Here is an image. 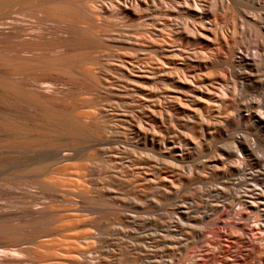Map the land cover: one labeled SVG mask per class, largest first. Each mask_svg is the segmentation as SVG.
Listing matches in <instances>:
<instances>
[{
    "label": "bare ground",
    "instance_id": "bare-ground-1",
    "mask_svg": "<svg viewBox=\"0 0 264 264\" xmlns=\"http://www.w3.org/2000/svg\"><path fill=\"white\" fill-rule=\"evenodd\" d=\"M223 1H225V3H227V1L233 2V0ZM240 1L255 6L257 10V12H255V10L252 12L240 10L238 14L240 20L242 19L245 21L251 30L252 37L248 39L237 37L238 27L235 23V20H237L236 14V18H234L233 14H230L231 12L228 13L227 16L224 15L223 21L218 24V20L222 18L220 14L222 11L219 3L215 0H0V148L8 149L18 154L30 147V145H25V143L28 142L33 145L53 147L59 161L73 160V158H76L83 162L84 170L90 173L91 168L89 163L95 156L89 151H86V148L98 147V145L101 144L105 146L107 142L112 143L114 138L113 134H115L117 138H122L121 141H123V139L126 142L127 140L130 141L129 139H138L142 141L143 144L147 143L146 145L149 144L152 148L155 147V149L161 147L162 143L165 144V146L168 144L171 146L179 139V137L178 139L175 138L171 124L175 122L184 128H192V125H195L190 121V118L189 120H183L182 117L179 116L180 114H187V116L192 118L211 117L212 115L210 116V114H212L214 110V105L212 104L214 103L211 104L210 102L214 101L213 99H215L216 93L217 96L218 93L220 94L219 97H216V102L220 100L219 102L223 104V107H221V104L219 106V108H222L220 114L222 111L225 113V110H232L236 112L237 117L253 120V122L257 124H255L256 126L264 128V0H239V2ZM240 3L241 5L244 4L242 2ZM237 4L238 2L236 6ZM253 6L252 8H254ZM247 7L251 8L249 6ZM233 11L234 10H232V12ZM225 13L226 12H224V14ZM196 43L198 45L201 44V48H204V51L198 48L200 45L197 47ZM214 44L215 48L213 47ZM179 61L181 63H178ZM200 65L203 67L196 68ZM218 74L219 77L217 76ZM219 81L224 84L229 82L232 86L223 87L222 91H219L216 88L217 86L219 87V85H217ZM236 96L244 98L242 103L246 100L245 105L239 104V101V103L235 104ZM215 108L217 109V107ZM217 114L219 115V113ZM224 115L227 119L226 113ZM223 117L224 116H222V119ZM230 117L229 120H231ZM237 117L235 118L236 120L238 119ZM199 120L202 121L201 119ZM220 120L219 122L222 121ZM194 121L200 124V121L197 122V119ZM196 125L194 127H196ZM222 126L219 125V128ZM210 127L212 128V126ZM219 128L217 129L219 130ZM196 129L194 131H196ZM217 129H215V131ZM227 129L231 130L232 128L227 127ZM239 129H237V131ZM248 131L250 130L248 129ZM210 132H206L207 135ZM238 132H240V130ZM185 135L186 134H184V136ZM187 135L190 136L189 133ZM195 135L192 134L193 137H195ZM201 135H204L203 132ZM201 135L199 134V136ZM255 135L256 133L250 140L247 138L249 141L245 139L247 141L246 144L241 143L243 158L237 159L236 157L235 160L230 159L232 161H228L229 163H225L227 161L223 159V165H219L225 169L223 172L224 175L220 177L222 178V183H220L219 180V183L222 185L220 187L210 186L206 192L210 194V197L211 195L221 197L222 201L218 202H222L223 208L218 209V207H216L214 212L219 213H216L214 216L210 214L207 215V213L203 211V214L197 217L199 220L202 217L200 221L198 220L199 223H202L192 232L193 236L190 238L192 240L188 243L190 244L189 246H192L190 248L188 247V249L185 248L183 252L180 251L182 253L179 255H165L160 249H155V240L152 239L154 240L153 243L155 248L150 250L147 249L145 252L142 250L144 252L142 256L145 259L142 261H145L144 264H262L264 262V251L262 253L260 251L261 249L257 250L259 248L255 246L256 242H253L254 239L248 233L246 227V224L251 220V222L259 225V229H261L264 234V149L262 156L254 154V150L256 149L254 148L256 145ZM211 136L209 135V137ZM262 138L260 140H262ZM188 139L187 141H189ZM238 139H240V136ZM238 139L236 141L240 143ZM199 140L200 138L198 141ZM242 140L240 139V141ZM117 141L116 143L118 144ZM132 142H134V140L127 144L130 145ZM257 142L259 143V141ZM178 144L176 143V145ZM235 144L234 142V145ZM123 146L125 147L126 145ZM141 146L143 147V145ZM187 148H184V150ZM199 148L201 149V147ZM91 149L93 150V148ZM174 149L175 148H173V150ZM157 150L160 151V148ZM152 151L154 150L152 149ZM152 151L150 149V152ZM146 152L148 154L149 151L147 150ZM210 152L212 153L213 151ZM172 153L170 155H172ZM240 153L242 154V152ZM178 154L181 155L182 153L180 152ZM124 155L128 156L126 154ZM162 157V159H164L163 155ZM174 157L176 158L175 154ZM115 158L116 156H114L112 160ZM208 158L210 159V157ZM166 160L168 159L166 158ZM160 161L163 162V160ZM155 162H157L156 159ZM200 162L202 163V161ZM200 162L199 165L201 164ZM122 163L123 162H121V164ZM136 163H138L137 160ZM149 164L151 163L149 162ZM120 167L122 168V166ZM200 168L201 166L197 167L198 170ZM149 169L151 170V168ZM145 170L146 169L143 170L142 168L135 169V172L134 170L133 172L128 170L126 177L122 176L121 179L123 183L130 185L132 189L140 191L139 188L143 186L145 190L144 185H149V183L152 182V179ZM161 171L163 172V170ZM214 171L216 172V170ZM148 172L152 173V170ZM164 173L165 171L163 174ZM118 174L119 172H117V175ZM165 174V177L168 176ZM154 176L152 178H154ZM156 176L162 181L158 174H156ZM169 176L171 175L169 174ZM217 177L219 178V176ZM200 178L198 176L197 179L199 180L195 179L196 182H201L203 180V178L201 180ZM174 179L175 178H173V180ZM118 180L117 182H119ZM189 180H187V183ZM165 181L162 182L164 185L170 182L165 183ZM191 182H193V179ZM191 182L188 184H191ZM150 186L151 187L148 186V188L152 189L153 185L150 184ZM155 186H157V184ZM184 187L186 188V186ZM128 188L126 186V189L130 192L132 189L129 191L130 188ZM160 189L158 194L160 193ZM142 191H140V193ZM78 192L79 195H77L82 198V201L80 200L81 203L84 200L91 202L94 200L98 201L99 199H95V195H91L93 192L91 194L89 191L85 192V190H79ZM109 192H107L109 194L107 195L108 197L111 193ZM177 192H179V190ZM181 192L183 193V190H181ZM135 193H137V191ZM163 193L166 194L165 190L162 194ZM94 194L96 193L94 192ZM132 194L134 193H131L130 196ZM141 194L143 195L142 200H144L145 194ZM134 195L136 196V194ZM134 195H132V197ZM176 195L177 194H175V196ZM178 196L180 197L179 194ZM195 196H197V194ZM170 197L171 196H169V198ZM173 199L175 198H172V200ZM177 199L178 197L176 200ZM211 199L213 198L211 197ZM207 201L206 203L208 204ZM211 202L213 201L211 200ZM88 204H85V206H88ZM100 204L96 203L95 205L98 206ZM108 204H106L107 208L109 206ZM234 204H238L240 209L234 210ZM156 205L157 204H155V206ZM173 205L175 204L173 203ZM177 205L174 207L177 208ZM89 206H91V204ZM124 206L127 210L128 206L127 208L126 205ZM116 207L117 206H115V208ZM120 209L117 208V210ZM190 209L187 210L189 211ZM149 210H151L150 207ZM205 211L207 212L206 209ZM32 212H34V210ZM42 212L37 211L35 214L37 217H42ZM135 212L140 211L135 210ZM46 213H48V211ZM186 213L180 215L184 217L187 215ZM11 217L12 215L10 213L1 211L0 224H7L12 220ZM37 217L35 218L38 219ZM188 217L190 216L188 215ZM191 219L194 220L193 218ZM43 220L46 221V219ZM189 221L190 220H187L186 222ZM205 221L207 223H205ZM183 222L186 224L185 221ZM38 223H40V220ZM184 225L176 226L179 231V233L176 234L182 233V235H184V230H186ZM9 226L7 224V227ZM157 227L158 226H155L156 230H159L160 228L157 229ZM220 227H222V230H219ZM150 230H152V228H150ZM48 231L52 230L48 229ZM141 231L143 232V230ZM161 231L159 233L162 235ZM187 233L185 235H187ZM208 233H211V235ZM157 234L156 232L154 235L158 236L159 234ZM189 234L187 236H189ZM160 236H158V238H160ZM167 236L166 232V237ZM88 237H90V235ZM124 237H127V235ZM263 238L264 236L257 237L256 235L254 241L259 242L260 240L261 242ZM149 239L150 238H148V240ZM141 240H143V238ZM161 240L159 239V241ZM176 240L177 238L174 241ZM185 240L188 239L186 238ZM143 241L142 244L144 243ZM176 243L177 247L180 246L178 242ZM136 244H138V241ZM159 244L161 245V242H159ZM123 245L125 244H122V246ZM168 245L171 246V244ZM174 245L176 246L175 243ZM185 245L187 246V244ZM254 246L257 247V249H255ZM126 247H122L121 250L119 249L120 252L122 249H127ZM134 249L135 248L132 250ZM83 251H85V249ZM118 251L116 252L118 253ZM176 251L179 252L178 250ZM78 252H80V246L72 251V253L67 256L68 258H65L67 260L66 262H68V264H95L91 259L84 257L83 254V256L78 255ZM112 252V249L107 246L106 250H98V257L104 262L108 256L114 255ZM125 252V254L129 253V251ZM13 255V252L7 251H2L0 253V257ZM139 256L136 255L135 257Z\"/></svg>",
    "mask_w": 264,
    "mask_h": 264
},
{
    "label": "rangeland",
    "instance_id": "rangeland-1",
    "mask_svg": "<svg viewBox=\"0 0 264 264\" xmlns=\"http://www.w3.org/2000/svg\"><path fill=\"white\" fill-rule=\"evenodd\" d=\"M215 1H217L219 3L221 11H222V12H220L222 18L220 20H218V24L223 21L224 15L227 16V14L231 12L230 14L231 15L233 14L234 18H236L235 14L237 16V18H236L237 20H235V23L237 24V27H238L237 37H239L241 39H248L249 37H252V33H251L250 28L248 27V25L246 24L245 21H243L242 19L240 20V17L238 14H239L240 10L247 11V12H252L253 10H255V12H257L255 6L252 5L254 7V8H252L251 5H249L243 1H240V2L244 3L242 5L246 6V7H244L241 5L239 0L238 1L233 0V2L227 1V3H225V1H223V0H215ZM236 1L238 2L237 6H236V3H237ZM247 6H249L251 8H248ZM232 7L233 8L236 7L235 8L236 10L233 9ZM241 7H242V9H241ZM232 10H234L235 12L234 11L232 12ZM224 12H226V13L224 14ZM237 21H238V23H237ZM243 28H244V30H243ZM196 45H197V47L200 45L198 48H200L202 51H204V48H201V44L198 45L196 43ZM213 47L215 48V44L213 45ZM178 63H181V62L179 61ZM202 67L203 66L200 65V66H197L196 68H202ZM217 76L219 77V74ZM218 77H216V78H218ZM217 85H219V87ZM217 85H216L217 86L216 88L219 91L220 90L222 91L223 87L226 88V87L232 86V84L229 82L224 84V83H221V81H219V83H217ZM219 96H220V94L218 93V96H217V93H216L215 99H213L214 101L212 100L213 102H210L211 104L214 103V104H212V105H214L213 106L214 108L212 107L214 109V110L212 109L213 113L211 112L212 114H210V116L212 115L213 117L211 116L208 118H206V117L192 118V117L187 116V114H182L184 117L181 114L179 115L180 117H182L183 120H189V118H190V121L193 122V124H195V125L197 123L194 120L197 119V122H199L200 121L199 119H201L202 121H200V124H202V125H200L198 123L196 125V127H194L195 125L194 126L192 125V128H190V127L184 128L175 122L171 124V128L173 129L175 138L178 139V137H179V139H181V140H179V139L176 140L177 142L175 141V143L171 146L173 147L174 145H176V143L178 144L180 141L182 142V144L180 142L178 145L173 147V148H175L174 149L175 151L173 150V148L171 146H169L170 144L165 146V144L162 143L161 147H159L160 148V151H159V150H157L159 148H156V149H155V147L152 148L149 144L148 145H146L147 143L143 144V142L138 140V139H129L130 141L127 140V142L123 139V141H121L122 138H117L115 134H113V136H114V138L116 137L118 139V141L116 138L115 139L113 138L112 143H109V142H107L109 144L105 143L108 146H106V145L102 146L103 144L98 145L100 150L98 147H90V149L86 148V151H89L90 153H92L96 157V158L94 157V159L89 163V166L91 168L92 173L86 172L83 168V162L79 161L76 158L75 159L73 158V160L69 159L67 161L66 160L59 161L56 157L55 149L53 147L38 146V145L29 144V142H28V143H25V145L26 146L30 145V147H28L27 149H24L22 151V153H18V154L16 152H13V151L11 152L8 149L0 148V212L6 211L7 213H10L12 215V217L13 216L15 217V218L13 217L14 219L11 217L12 220L7 223L8 226L10 225L9 227H11L12 230H11V228L7 227V224H3V225L0 224V253L2 251H7V252H13V254H14L13 256L0 257V264H68V262H66L67 260L65 258H68L67 256L70 255L72 253V251L77 249L78 246H80V252H78V255H80V256L84 255V257H86L87 259H91L95 264H144L145 261L142 262L144 259L142 256L144 255V252L147 249L150 250V249H154L156 247L155 249H157V248L160 249L161 251L164 252L163 254H165V255L166 254L167 255H169V254H172V255L178 254L179 255L183 252V250L185 248L186 249H188V247L190 248L192 245L189 246L190 244H188V243H190L192 240V239H190V238H192L191 236H193L192 232L195 231V229L199 227L200 223H202V222L199 223V221L202 219V217L200 220L197 219V217L201 216V214H203V211L205 213H207V215L210 214L211 216H214V215H216V213H219V212H214L216 207H218V209L223 208L222 204H221L222 202H218V201H222L221 197L211 195V197L213 199L214 198L216 199V200L215 199L213 200V199H211L210 194H208L206 192L208 187H210V186L220 187L222 185V184H220V183H222L221 182L222 178H220V177L222 175H224L223 172L225 169H224V167L222 168L219 165L220 164L223 165L224 160L227 161L225 163H229L230 161L235 160L236 157H237V159L243 158V151L241 150V143L246 144L247 141L245 139L248 138L250 140L251 138H253V135L255 133H256V135L254 136V138L256 139L255 140L256 145L254 148H256L255 149L256 152L254 150V154H256V155L258 154L259 156L260 155L262 156L263 149H264V147H263L264 146V143H263L264 142V136H263L264 135V132H263L264 128L256 126L257 124L255 122H253V120H250V119L247 120L245 118L237 117L236 112H233L232 110L226 111L224 109L225 110L224 112L226 113V116H227V119H226V117L224 115L225 113H223V111L220 114V111L222 110L221 107H223L222 102H219L220 100H218V102H216L217 101L216 97H219ZM239 99H241L242 101ZM243 99L244 98H242V97L236 96L235 104L240 102L239 104L245 105L246 100H244L245 102L242 103ZM216 103H219V104H216ZM220 104L222 106L219 108ZM215 107H217V109ZM230 111L233 113H231ZM217 113H219V115ZM233 114H235V115H233ZM229 115L231 117H233V116L234 117L231 118ZM219 116H221V117H219ZM222 116H224L223 119H222ZM229 117L231 120H229ZM236 117L238 118L237 119L238 121L235 119ZM211 118H213V119H211ZM232 119H233V121H232ZM203 120H205V121H203ZM219 120L221 122H219ZM209 121L211 122V124ZM223 121L224 122L226 121L225 124ZM231 121L233 122V124ZM239 121L241 122V124ZM212 122H213V125H212ZM217 123L218 124L221 123L223 126L221 124H219L220 126H222L221 128H219V125ZM216 124H217V126H216ZM235 124H236V126H235ZM225 125L228 128H232V129L231 130L227 129V127ZM239 125H240V127H239ZM243 125H244V127H243ZM210 126H212V128ZM230 126H232V127H230ZM179 127H181V128H179ZM234 127H237V128H234ZM238 127L239 128L243 127L244 129L242 128L243 129L242 130V129H239ZM217 128H219V130ZM195 129H196V131H194ZM215 129H217V130L215 131ZM237 129H239L240 132H238L239 130L237 131ZM248 129L250 131H248ZM251 129H252V131H251ZM260 129H262V130H260ZM208 130H210V131L213 130V131L210 132ZM190 131H191V133H190ZM193 131H194V133H193ZM218 131L220 134L218 133ZM186 132H188L190 136H188L187 135L188 133H186ZM202 132L204 135H201ZM206 132H210L212 134L209 133L207 135ZM258 133H260V134H258ZM184 134H186V135L184 136ZM192 134H194V135L196 134L195 137H193ZM199 134L201 136H199ZM209 135L210 136L213 135V136H211L212 138L209 137ZM260 135H262V136H260ZM239 136H240L241 140L243 139L242 141H240V139H238ZM185 138H186V140H185ZM188 138H191V139H188ZM199 138H200V140H199L200 142L198 141ZM236 138L239 140L240 143H238V141H236L237 140ZM261 138H262V140H260ZM187 139L189 141H187ZM133 140H134V142H132V143H130V145H128L129 142H131ZM116 141L118 142V144L116 143ZM119 141L121 144L122 143L123 144L121 145L119 143ZM193 141H195V142H193ZM203 141L206 145L203 143ZM257 141H259L260 144ZM261 141H263V142H261ZM234 142L236 143L235 145H234ZM124 143H126V144H124ZM187 144H189V145H187ZM194 144H197V145H194ZM123 145H126V146L124 147ZM134 145H135V147H134ZM141 145H143V147ZM184 145H185V147H184ZM10 146H12V145H10ZM147 146L150 148H148ZM186 146L187 147L190 146L193 148H190V147L187 148ZM205 146H207V147H205ZM140 147H141V149H140ZM167 147H168V149H167ZM199 147H201V149ZM202 147H204V148H202ZM235 147H237V148H235ZM258 147L259 148L261 147V148L259 149ZM91 148H93V150ZM101 148H103V149H101ZM145 148H148V149H145ZM169 148L172 150H170ZM184 148H187L188 151H187V149L184 150ZM205 148H206V150H205ZM150 149H151V151H152V149L154 151L150 152ZM147 150L149 151L148 154L146 152ZM155 150L157 153L155 152ZM257 150H258V152H257ZM104 151H107V152H104ZM163 151H166L167 154H166V152H163ZM172 151H173V153H172ZM179 151L182 153L181 155L178 154V153H180ZM210 151H213V152L211 153ZM214 151H215V153H214ZM222 151H224L226 153H224ZM162 152H163V154H162ZM240 152H242V154ZM94 153L98 154L99 156L95 155ZM120 153H122V154H120ZM158 153H160L161 155ZM171 153H172V155H170ZM53 154H54V156H53ZM124 154L128 155L129 157L125 156ZM174 154H175L176 158L174 157ZM213 154H214V156H213ZM227 154H229V155H227ZM154 155L156 156V158ZM162 155L164 156V159H162L163 158ZM231 155H233V156H231ZM114 156H116V158L114 160H112ZM216 156H218V157H216ZM219 156H220L221 160L219 159ZM226 156H228V157H226ZM120 157L121 158L123 157V158L121 159ZM165 157L168 160H166ZM208 157H210L211 160L214 159L215 161L214 160L211 161ZM52 158H53V160H52ZM124 158H125V161L127 160L126 162L124 161ZM158 158L159 159L161 158L160 160H163V162L160 161ZM131 159H133V160H131ZM135 159L137 160L138 163H136ZM155 159L159 164L157 162H155ZM174 159H175V161H174ZM176 159H178V160H176ZM230 159H232V160H230ZM140 160H142V161H140ZM146 160H148V161H146ZM200 161H202V163ZM121 162H123V163L121 164ZM143 162L144 163L147 162L148 165H147V163L144 164ZM149 162L151 164H149ZM173 162L174 163L177 162L176 163L177 165L174 164ZM199 162L202 165L201 164L199 165ZM217 162H218L219 168L217 167ZM114 163H115V165L113 166ZM155 163H157V164H155ZM205 163H206V165H205ZM171 165H174V166H171ZM198 165L201 166V168L199 169L200 171L197 169V167H199ZM118 166L119 167L122 166V168L121 167L119 168ZM202 166H203V169H202ZM138 168H142L143 170L148 169L147 171L145 170V172H147L148 176L152 179L151 180L149 178L152 181L149 183V185L148 184L144 185L145 190L143 189V186H142V188H139L140 191L143 190L141 193L145 194L144 200H142L143 195L140 193V191H138L136 189H132L130 185L123 183V181L121 179L122 176L126 177V173L128 170L130 172H133V170H134V172H135V169H138ZM149 168H151L152 173L148 172V171H151ZM173 168L176 170H174ZM108 169H109V171H108ZM161 170H163V172L165 171V173L168 176L165 177L164 176L165 173L163 174V172ZM214 170H216L217 173ZM158 171H160V172H158ZM117 172H119L118 175H117ZM171 172L174 173L175 175L172 174ZM155 173L158 174L159 177H161L162 181L159 178H157ZM169 174L171 176H169ZM196 174L199 176V178L201 177L200 180L203 178V180L201 181L202 183L200 181L196 182V180H199V179H197L198 176ZM152 175L154 176V178H152L153 177ZM217 176H219V178ZM114 177L116 178V181H115ZM155 177H156V179H155ZM118 178H119V180H118ZM173 178H175V179L173 180ZM186 178H188V179H186ZM205 178H206V180H205ZM163 179H165L166 181ZM189 179L191 181L193 179V182H191ZM117 180L119 182H117ZM187 180H189L188 183L191 182V184H188ZM215 180H216V183H215ZM219 180H220V183H219ZM163 181H165V183L170 181L169 184H167L170 187H168L167 185H164L162 183ZM120 182H121V184H120ZM155 182H156L157 186L161 185V184L162 185L158 186L159 187L158 188L157 186H155L156 185ZM217 183H219V184H217ZM150 184L153 185L152 189L148 188V186L151 187ZM126 186H127V188L128 187L130 188V189L128 188L129 191L131 189L133 191L131 190L130 192H128V190L126 189ZM163 186H165V187L167 186V187L165 188ZM177 186H178V188L181 187L182 189L181 188L178 189ZM182 186L183 187L186 186V188L184 187V189H183ZM160 188H162V189H160ZM154 189H155V192H154ZM159 189H160V193L158 194ZM170 189L172 192L170 191ZM174 189L176 192L174 191ZM79 190L80 191L85 190V192L89 191L90 194L93 192L91 195H95V197H96L95 199L99 198L98 201L94 200L95 203H94V201H91L92 202L91 203L90 201L84 200L81 203L82 198L78 196ZM134 190H136L137 193H135L136 191H134ZM164 190H165L166 194H164V193L162 194V192H164ZM178 190H179V192H177ZM181 190H183V193L181 192ZM151 191H152V193H151ZM195 191H196V193H195ZM94 192L96 194H94ZM107 192L110 193V196L112 193H114V194H112L111 197L110 196L108 197L107 195H109V194ZM205 192H206V194L204 195ZM131 193L136 194V196L134 194H132L135 196L136 200L134 199V196L133 197H132V195L130 196ZM75 194L79 198L76 197ZM127 194H129V195H127ZM175 194H177V195L175 196ZM178 194L180 195V197L178 196ZM196 194H197V196H195ZM96 195L97 196L99 195V196L97 197ZM181 195H182V197H181ZM121 196H122V198H121ZM169 196H171V197L169 198ZM136 197L139 199H137ZM177 197H178V199H177L178 201L176 200ZM114 198H115V200H114ZM116 198H117V200H116ZM172 198H175V199H173L174 201L172 200ZM105 199H107V200H105ZM207 199H208V201H207ZM99 200H101V201H99ZM211 200L213 202H211ZM104 201H105V203H104ZM181 201H184V202H181ZM206 201L208 202V204L206 203ZM88 202H89V204H88ZM108 202H109V204H108ZM96 203L100 204V205L97 206V205H95ZM173 203L175 205H173ZM85 204H88V206L87 205L85 206ZM90 204H91V206H89ZM106 204H108L110 206V208L108 205H107L108 206V208H107ZM129 204H130V206H129ZM132 204H133V206H132ZM155 204H157V205L155 206ZM177 204H179V205H177ZM209 204H211V205H209ZM92 205H94V206H92ZM124 205H126V208L128 206L127 210L125 209ZM176 205H177L178 209L176 207H174ZM95 206H97V207H95ZM115 206H117V207L115 208ZM120 207H121V209H120ZM149 207L151 208V210H149ZM155 207H158V208H155ZM117 208H119L120 210H117ZM173 208H174V210H173ZM186 208L187 209L191 208L190 209L191 211L190 210L188 211ZM238 208L240 209V206L238 204H236V205L234 204V210H238ZM141 209H142V211H141ZM205 209L207 210V212L205 211ZM33 210H34V212H32ZM135 210L136 211L138 210L140 212H135ZM29 211H30V213H29ZM37 211L38 212L43 211L41 213V214H43L42 217L36 216L35 213ZM47 211H48V213H46ZM176 213H177V215H176ZM182 213H186L187 215L183 217L182 215H180ZM126 215L128 216V218ZM188 215L190 217H188ZM193 216H195V217H193ZM35 217H37L38 219H36ZM32 218H33V221H32ZM41 218H42V220H41ZM148 218H149V221H148ZM150 218H152V219H150ZM184 218H185V220H184ZM191 218H193L194 220H192ZM43 219H46V221ZM39 220H40V223H38ZM187 220H190V221L186 222ZM183 221H185L186 224ZM205 223H207V222L205 221ZM178 224L179 225L185 224L184 226H185L186 230H184V235H182V233L176 234V233H179L178 227H176V226H179ZM203 224H204V221H203ZM12 226L14 227V230H13ZM155 226H158L157 229H159V228L160 229L156 230ZM161 226H162L163 230L161 229ZM167 227L169 228V230ZM246 227L248 229L247 230L248 233L253 237L254 240H255L256 235H257V237L258 236H260V237L264 236V234L262 233L263 231L261 229H259V225L254 223V222H251V220L246 224ZM150 228H152V230H150ZM154 228H155V230H154ZM45 229H47V230H45ZM48 229L52 230V231H48ZM173 229H175V230H173ZM141 230H143V232ZM161 230L163 232L165 231L164 234ZM189 230H191V231H189ZM219 230H222V227H220ZM42 231H43V233H42ZM151 231H152V233H151ZM153 231H154V234H156V232H157L159 234V235L157 234L158 236L161 235L159 233L161 231L162 237L160 236V238H158V236L153 234ZM166 232L168 235L167 237H166ZM170 232H172V233H170ZM187 232H189L190 234ZM144 233H146V234H144ZM186 233H187V235L189 234V236L185 235ZM34 234H35V237H34ZM89 235H90V237H88ZM125 235H127V237H124ZM142 235H143V237H142ZM174 235H176V236H174ZM209 235H211V233ZM163 236H165V237H163ZM155 237H157V238H155ZM142 238L144 241L141 240ZM148 238H150V239L148 240ZM176 238H177V240L174 241ZM186 238L188 240H185ZM152 239H154L155 242ZM159 239L160 240L162 239V240L159 241ZM171 239L173 240V242ZM116 240H118L119 242ZM156 240H158V241H156ZM254 240H253V242H256V245L255 244H253V245H255L259 248V249H257V247L254 246L255 249H257V250L261 249L260 251L263 253V251H264V244H263L264 238L261 242H260V240H259V242L254 241ZM103 241H104V243H103ZM122 241H124V242H122ZM137 241H138V244H136ZM142 241L144 242L143 244H142ZM164 241H165V246H167V247L164 246ZM145 242L146 243L149 242V243L146 244ZM153 242L155 243V247H154ZM159 242H161V245L159 244ZM176 242H178V245H180V246L177 247ZM174 243L176 244V246L174 245ZM122 244H125V245L122 246ZM140 244H141V246H140ZM145 244H146V246H145ZM168 244H171V246ZM185 244H187V246ZM128 245H129V247H128ZM148 245L152 246V247H149ZM107 246H108V248L112 249V251H113L112 253H114V255L108 256V258L106 260H104V262H103V260H100L98 257V250L99 249L100 250H106ZM116 246H118V247H116ZM115 247H116V249H115ZM122 247H124V248L126 247L127 249H124V250L122 249L123 252L122 251L120 252ZM132 247L135 249L132 250L133 249ZM87 248H88V250H87ZM128 248H129V250H128ZM169 248H171V249H169ZM84 249H85V251H83ZM139 249H141V250H139ZM166 249H167V251H166ZM175 249L178 250L179 252H177ZM89 251H91V252H89ZM116 251H118V253ZM125 251H129V253H130V254L128 253L129 256H128V254H125V253H127ZM173 251L175 252V254ZM180 251H182V252H180ZM86 253H87V255H86ZM125 255H127L129 257V259ZM136 255L137 256L140 255V256L135 257ZM141 258H142V260H141ZM262 264H264V262Z\"/></svg>",
    "mask_w": 264,
    "mask_h": 264
}]
</instances>
